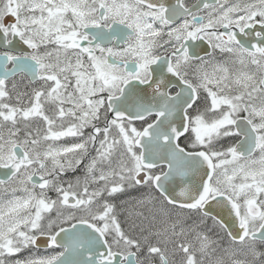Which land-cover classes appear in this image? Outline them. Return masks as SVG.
Segmentation results:
<instances>
[{
    "label": "snow or ice",
    "instance_id": "6c2138e0",
    "mask_svg": "<svg viewBox=\"0 0 264 264\" xmlns=\"http://www.w3.org/2000/svg\"><path fill=\"white\" fill-rule=\"evenodd\" d=\"M0 264H264V0H0Z\"/></svg>",
    "mask_w": 264,
    "mask_h": 264
}]
</instances>
